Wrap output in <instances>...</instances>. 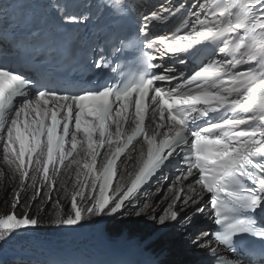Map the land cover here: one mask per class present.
I'll return each instance as SVG.
<instances>
[{"label": "snow or ice", "instance_id": "6c2138e0", "mask_svg": "<svg viewBox=\"0 0 264 264\" xmlns=\"http://www.w3.org/2000/svg\"><path fill=\"white\" fill-rule=\"evenodd\" d=\"M53 7L62 27L89 19L67 6ZM104 7L127 9L123 0H108ZM136 24L128 44L119 42L138 51L135 71H118L120 65L113 67L101 54L93 67L115 76L92 89L60 92L0 60V159L15 181L11 211L0 216V242L38 225L24 199L29 189L33 202L51 201L58 187L69 196L61 166L76 165L78 178L86 170L85 182L73 185L70 210L58 211L52 221L76 226L86 217L122 214L125 202L177 159L169 188L180 189L163 215L151 216L148 202L135 215L167 228L195 205L194 213L207 212L216 225L212 233L191 238L212 264H243L241 256H258L264 264V0H165ZM157 24L167 29L165 35H152ZM190 61L196 65L191 74L176 67ZM130 119L134 127L127 134L123 126ZM137 138L147 145L146 157L142 146V164L130 185L113 189L117 162ZM97 187L99 195H92ZM205 193L208 203L201 207ZM21 204L24 211L17 214ZM192 224L187 217L182 227L187 231Z\"/></svg>", "mask_w": 264, "mask_h": 264}, {"label": "bare ground", "instance_id": "6f19581e", "mask_svg": "<svg viewBox=\"0 0 264 264\" xmlns=\"http://www.w3.org/2000/svg\"><path fill=\"white\" fill-rule=\"evenodd\" d=\"M3 169L4 170L0 172V215L5 212V209L9 207V204H7V202L9 201L10 203L12 199V186L15 183V181L11 180V173L9 168L3 167ZM62 182L66 184L68 188H70L72 185L71 180L68 179L67 175L63 178ZM30 191L31 189H29V192ZM24 199L26 201L28 200L25 198V196ZM56 200H60L59 205L55 203ZM68 200L69 199L65 197V193H59V195H56L54 193L51 201L45 200L43 203H41V200L37 198L31 206L32 216H36L39 220L37 229L30 232L28 238L24 242L18 241L19 236L17 234L13 235L10 239L7 240V242H0L1 255L4 256L5 254L10 253L12 255H23L24 257H28L32 251L36 250V248L45 247L46 239L51 236L52 231L55 230L57 226L56 224L52 223V221L57 219L56 213L58 211L61 213L68 211ZM144 203L140 204L137 209L126 208L122 215L116 216L115 218L112 217L110 219L109 226L105 227V229L110 231L116 237L122 236L123 228L126 226V224H132V226L130 227V232H132L133 234L140 232L141 229L145 230L143 229V223L139 224V221H141V219H144L146 221H151L152 223V219L149 216L138 217L135 215V213L139 211L140 207H142ZM156 206L157 204L153 205V207ZM17 209L22 210L23 204H21V206ZM159 215H162L161 210L158 212H151V216ZM174 226L178 227L179 225L177 223ZM170 229H173V226H170ZM65 239L69 240L70 237H65ZM157 241H162V243L167 242L168 244L173 245L176 242V239H171L166 236L164 238L158 237L156 239V242ZM177 245H174L173 249H171V246H169L170 253L168 254V259L166 260V262L168 264H187L190 261V252L184 251L182 245Z\"/></svg>", "mask_w": 264, "mask_h": 264}, {"label": "rangeland", "instance_id": "374dc122", "mask_svg": "<svg viewBox=\"0 0 264 264\" xmlns=\"http://www.w3.org/2000/svg\"><path fill=\"white\" fill-rule=\"evenodd\" d=\"M7 204H10L9 201L7 202ZM7 204H6V205H7ZM6 207H7V206H6ZM7 209H8V208H7ZM7 209H5L4 211H6ZM169 259H170V258H169Z\"/></svg>", "mask_w": 264, "mask_h": 264}, {"label": "water", "instance_id": "95a60500", "mask_svg": "<svg viewBox=\"0 0 264 264\" xmlns=\"http://www.w3.org/2000/svg\"><path fill=\"white\" fill-rule=\"evenodd\" d=\"M131 234V233H130ZM145 234V233H144ZM147 235V234H146Z\"/></svg>", "mask_w": 264, "mask_h": 264}]
</instances>
